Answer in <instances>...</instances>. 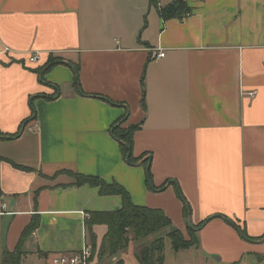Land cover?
I'll use <instances>...</instances> for the list:
<instances>
[{"label":"crops","instance_id":"obj_1","mask_svg":"<svg viewBox=\"0 0 264 264\" xmlns=\"http://www.w3.org/2000/svg\"><path fill=\"white\" fill-rule=\"evenodd\" d=\"M176 1L0 0V132L18 134L0 136V202L11 213L0 216L5 250L33 216L40 222L22 244L25 259L45 264L93 247L91 213L123 202L72 185L70 174L79 173L122 185L186 238L190 219H210L197 232L206 259L263 263L264 0H184V17L161 18V7ZM35 53L38 64L29 61ZM124 117L139 127L135 165L111 131ZM213 224L222 233L204 234ZM92 231L99 248L107 227ZM139 246L111 260L140 264Z\"/></svg>","mask_w":264,"mask_h":264},{"label":"trees","instance_id":"obj_2","mask_svg":"<svg viewBox=\"0 0 264 264\" xmlns=\"http://www.w3.org/2000/svg\"><path fill=\"white\" fill-rule=\"evenodd\" d=\"M156 2L157 0H151V3L157 6L158 3ZM189 12L190 10L187 8L184 0L176 1L173 4L161 7L160 9L161 18H164L165 20L181 19ZM43 67L47 68L50 67V65L45 63ZM75 77L77 81V71L75 72ZM31 111L33 112L32 116L36 118V112L33 107H31ZM126 120V117L120 119L114 124L115 126L112 127L111 131L113 138L120 144L122 155L130 165H135L139 160L132 154L134 144L133 136L139 127L136 125L126 127L124 125ZM24 124L25 122L21 125V128ZM0 136L9 139L17 137L18 134L14 136H5L0 132ZM144 164L148 167V161L144 162ZM16 167L22 170H27V168L20 166ZM70 175L74 181L72 185L93 186L99 189L101 195H117L123 202L120 210L91 213V219L88 220L86 224L88 231H90V240L93 243V256L96 254L97 246L95 245V233L92 231V228L97 224L105 225L107 227V234L101 245L102 250L100 253L96 254L98 257L107 254V252V256L113 257L119 252L126 250L132 241L129 234L133 233L135 239H138L142 243L136 252V259L139 260L140 264H165L166 239L170 240V244H172V248L176 252L197 248L200 243L197 236L198 230H195V228L198 229L210 221V219H207L197 226L190 225L188 227L189 236L186 238L180 230L173 227L172 220L168 215L164 214L161 209H151L146 206L135 205L131 200L128 191L122 185H118L117 183L108 184L102 179L91 175L85 176L79 173H71ZM146 183L150 189L156 190L152 184V172L149 169ZM167 185L168 184L166 183L161 189L157 190L163 191L166 189ZM179 195L181 196L180 191ZM181 199L184 200V214L186 217L190 218L192 215L190 206L183 196H181ZM39 222L37 216L32 217L31 223L23 230L21 239L14 248V251L11 252L6 249L3 252L1 264H22L21 259L25 255L22 244L25 239L31 236L32 232L37 229ZM150 237H152L153 240L146 242ZM9 258L13 259V261L9 262ZM119 264L122 263L120 262Z\"/></svg>","mask_w":264,"mask_h":264},{"label":"rangeland","instance_id":"obj_3","mask_svg":"<svg viewBox=\"0 0 264 264\" xmlns=\"http://www.w3.org/2000/svg\"><path fill=\"white\" fill-rule=\"evenodd\" d=\"M2 221H4V222H2ZM7 226H8V222L6 221V219L0 220V264L2 263V253L5 250V248L7 246V242H8ZM214 227L215 226L213 224V226L210 227L211 229H206L207 231H205L204 234H208L210 231H213L212 235L215 233H222L220 231V229H217ZM129 236H130V239L132 240L131 242H134L135 245L138 246V245L142 244L141 241H139L138 239L137 240L135 239L133 233H130ZM151 240H153L152 237H150V239H148L146 242H150ZM143 243H145V242H143ZM165 244H166V253H165L166 264H222L220 262H217L215 260V258L206 259L205 255L202 251L201 243H200L198 251L196 249L192 248V249L180 251L178 253L173 250L172 244H170L169 239H166ZM101 250H102V246L97 248L96 254L100 253ZM13 251L14 250H12L11 252H13ZM107 254H108V252H107ZM107 254H105L103 256H99V257L97 256L99 258L97 260L98 261L97 263L98 264H119L118 261L113 262L111 260L112 257L107 256ZM248 257H249L248 258L249 262H247V263L248 264H255L253 262V259H255V257H252L251 255ZM8 260H9V262L13 261V259H10V258ZM244 262L246 263L245 258H244V260H240L236 264H244ZM262 262H263L262 264H264V261H262ZM21 263L22 264H35L34 262L30 261V259H25V255L22 257Z\"/></svg>","mask_w":264,"mask_h":264},{"label":"built area","instance_id":"obj_4","mask_svg":"<svg viewBox=\"0 0 264 264\" xmlns=\"http://www.w3.org/2000/svg\"><path fill=\"white\" fill-rule=\"evenodd\" d=\"M165 56V53H159L156 55V59H161ZM42 60L40 54H31L29 61L33 64H38ZM11 214L8 211V204L0 202V216ZM93 259V247L84 245L82 249L71 252H63L53 256L51 259L44 262L45 264H92Z\"/></svg>","mask_w":264,"mask_h":264},{"label":"water","instance_id":"obj_5","mask_svg":"<svg viewBox=\"0 0 264 264\" xmlns=\"http://www.w3.org/2000/svg\"><path fill=\"white\" fill-rule=\"evenodd\" d=\"M178 1H183V0H178ZM148 160L150 161V160H151V157L148 158ZM226 222L229 223L231 226L235 227V224H234V222H233L231 219H227ZM190 225L192 226V224H191V219H190ZM204 225H205V224H204ZM202 227H203V226H202ZM202 227H199L198 229L195 228V230H199V229H201Z\"/></svg>","mask_w":264,"mask_h":264}]
</instances>
